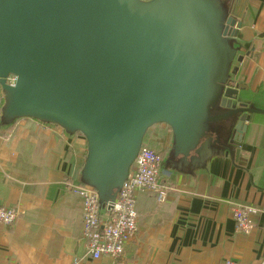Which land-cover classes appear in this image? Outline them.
<instances>
[{
	"label": "water",
	"instance_id": "95a60500",
	"mask_svg": "<svg viewBox=\"0 0 264 264\" xmlns=\"http://www.w3.org/2000/svg\"><path fill=\"white\" fill-rule=\"evenodd\" d=\"M232 10L228 0H0L1 127L31 119L83 136L78 182L102 208L157 125L184 164L233 155L255 110L235 81L244 57Z\"/></svg>",
	"mask_w": 264,
	"mask_h": 264
},
{
	"label": "crops",
	"instance_id": "0c3cea01",
	"mask_svg": "<svg viewBox=\"0 0 264 264\" xmlns=\"http://www.w3.org/2000/svg\"><path fill=\"white\" fill-rule=\"evenodd\" d=\"M244 57L235 77L242 102L254 109L239 157L184 164L170 156L166 125L149 130L144 145L161 152L171 191L165 202L137 196L138 232L114 260L92 259L84 238L83 201L75 193L87 153L80 134L31 119L0 125V207L15 208L0 227V264H241L264 262V0H228ZM262 112V113H257ZM260 209L253 227L237 232L232 210Z\"/></svg>",
	"mask_w": 264,
	"mask_h": 264
},
{
	"label": "built area",
	"instance_id": "2783aa9c",
	"mask_svg": "<svg viewBox=\"0 0 264 264\" xmlns=\"http://www.w3.org/2000/svg\"><path fill=\"white\" fill-rule=\"evenodd\" d=\"M17 77L10 75L7 83L15 86ZM3 97L0 87V108ZM163 155L155 149L144 145L128 180L120 191L117 201L107 208H102L97 192L87 186L75 185V193L83 201L84 238L88 243V253L92 259L99 260L108 257L120 259L125 246L131 242L138 232L137 196L139 193H150L157 202L166 201L171 185L163 172ZM260 209L249 205L236 206L232 217L236 223L237 232H247L253 227V217ZM15 208L0 207V227L12 226L18 219ZM224 264H241L227 261ZM264 264V262H263Z\"/></svg>",
	"mask_w": 264,
	"mask_h": 264
},
{
	"label": "rangeland",
	"instance_id": "374dc122",
	"mask_svg": "<svg viewBox=\"0 0 264 264\" xmlns=\"http://www.w3.org/2000/svg\"><path fill=\"white\" fill-rule=\"evenodd\" d=\"M153 149V148H152ZM161 155H162V153L161 152H159ZM79 183H77L76 185H78ZM80 185V184H79Z\"/></svg>",
	"mask_w": 264,
	"mask_h": 264
}]
</instances>
